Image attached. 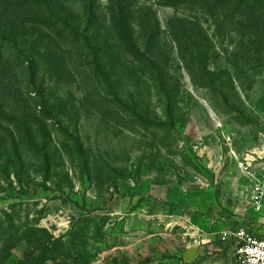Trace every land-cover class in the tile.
<instances>
[{
    "label": "rangeland",
    "instance_id": "1",
    "mask_svg": "<svg viewBox=\"0 0 264 264\" xmlns=\"http://www.w3.org/2000/svg\"><path fill=\"white\" fill-rule=\"evenodd\" d=\"M88 1H58L78 32ZM112 1L94 0L99 28L122 11L137 45L153 34L152 74L113 56L129 76L99 84L59 18L0 0V91L26 122L0 123V264H234L225 232L264 235V0Z\"/></svg>",
    "mask_w": 264,
    "mask_h": 264
},
{
    "label": "trees",
    "instance_id": "2",
    "mask_svg": "<svg viewBox=\"0 0 264 264\" xmlns=\"http://www.w3.org/2000/svg\"><path fill=\"white\" fill-rule=\"evenodd\" d=\"M58 1L59 0H29L35 10V13L30 14L29 17H32V21L35 23L48 24V26L50 27H53V25L55 24H52L51 21L59 18L60 22L64 25L62 30L59 31V38L62 40H64L65 38L71 40V38L74 37L76 40L84 43L85 49L89 52L87 57L88 59H90V61L87 62V66L91 68L94 78L98 81L99 84L102 82L110 83L112 79V77L110 76H115V78L117 77V79L115 80H118L122 74H126L127 76H129L127 69L122 67L123 65H115L116 62L115 59H112L113 56H119L120 59H122V56L125 55L131 56L134 62L143 65L149 74H152L154 72L156 65L154 63L151 47L156 42V37L153 34H150L147 37L146 42L143 44V47L137 45L132 34L133 29L131 27L129 28V26L127 25V16H125L122 11L119 15H116V18L110 20L108 24L104 23L106 26H104L105 29H100L98 13L95 9L94 0H89L86 4L84 3L82 5V10L84 12L85 18V26L80 32H78V24L76 21H74L73 24L72 17H70L69 13L58 11ZM115 1L116 3H121L123 0ZM228 1L231 0H225V4H227ZM110 2L111 4H113L112 0H110ZM111 15L112 12L110 16ZM109 34H115L118 40L125 39L127 46L119 44L118 46H116V48H112L110 46ZM185 34L188 33L184 32L183 37L185 36V38L187 39L191 37L190 35ZM173 37L175 40H178L176 34H174ZM0 39L3 41L6 40V37L0 36ZM29 51L34 54L33 47H30ZM194 58L198 61L199 65H201L202 53L198 49V47L196 48V51L194 53ZM38 67L40 68L41 66L29 65L28 69L30 75L33 74V69H36ZM50 67L53 66L50 65ZM119 87L120 86H117V88ZM95 103V105L98 106L97 108L101 109L103 112V108H105L106 105V99H97L95 100ZM118 106L122 108L123 112H126L128 114V109L126 111L125 107H122L120 103H118ZM105 112H107L109 115H114L113 112L109 111V108L104 111V114ZM117 113L120 114V111L116 109L115 114L117 115ZM2 122H5L7 124H17L23 128L26 127V122L24 121V119L22 120V122L18 121V119L15 117L14 111L10 109L9 105L6 103L3 93L0 91V123ZM128 122H130L129 125L131 127H136L139 123L143 124L145 126V130L147 131H152L155 133L163 131L165 132L164 139L166 138V136H171V131L168 130L166 125L163 123L153 124L143 120L137 121V119H132ZM15 243V239H10L5 243L0 251V256L2 257L1 262H4L5 259L9 256L11 249L15 246Z\"/></svg>",
    "mask_w": 264,
    "mask_h": 264
},
{
    "label": "built area",
    "instance_id": "3",
    "mask_svg": "<svg viewBox=\"0 0 264 264\" xmlns=\"http://www.w3.org/2000/svg\"><path fill=\"white\" fill-rule=\"evenodd\" d=\"M254 186L253 202L257 209L264 207V179H257ZM224 238L238 243L234 251V264H264V235L254 236L244 227L227 231Z\"/></svg>",
    "mask_w": 264,
    "mask_h": 264
},
{
    "label": "clouds",
    "instance_id": "4",
    "mask_svg": "<svg viewBox=\"0 0 264 264\" xmlns=\"http://www.w3.org/2000/svg\"><path fill=\"white\" fill-rule=\"evenodd\" d=\"M253 264H254V262H253Z\"/></svg>",
    "mask_w": 264,
    "mask_h": 264
},
{
    "label": "crops",
    "instance_id": "5",
    "mask_svg": "<svg viewBox=\"0 0 264 264\" xmlns=\"http://www.w3.org/2000/svg\"><path fill=\"white\" fill-rule=\"evenodd\" d=\"M225 239V238H224ZM226 240V239H225Z\"/></svg>",
    "mask_w": 264,
    "mask_h": 264
}]
</instances>
